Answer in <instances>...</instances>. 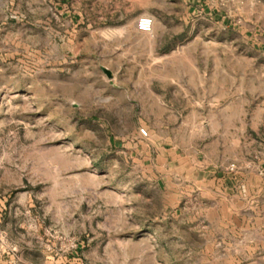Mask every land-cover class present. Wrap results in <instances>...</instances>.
<instances>
[{
    "label": "rangeland",
    "instance_id": "1",
    "mask_svg": "<svg viewBox=\"0 0 264 264\" xmlns=\"http://www.w3.org/2000/svg\"><path fill=\"white\" fill-rule=\"evenodd\" d=\"M0 225L6 264H264V0H0Z\"/></svg>",
    "mask_w": 264,
    "mask_h": 264
},
{
    "label": "built area",
    "instance_id": "2",
    "mask_svg": "<svg viewBox=\"0 0 264 264\" xmlns=\"http://www.w3.org/2000/svg\"><path fill=\"white\" fill-rule=\"evenodd\" d=\"M153 27V18L148 14H141L137 17L135 28L139 32H150ZM138 133L141 137L146 138L148 131L145 127H140Z\"/></svg>",
    "mask_w": 264,
    "mask_h": 264
},
{
    "label": "crops",
    "instance_id": "3",
    "mask_svg": "<svg viewBox=\"0 0 264 264\" xmlns=\"http://www.w3.org/2000/svg\"><path fill=\"white\" fill-rule=\"evenodd\" d=\"M139 142H140V136L136 132V135L131 136V152H135L137 154L139 153V149H138ZM3 235L4 236L7 235V230L5 227H3V225H0V236L3 237ZM6 263H7V261L5 259H3L2 255H0V264H6ZM15 264H22V263H18V257H16Z\"/></svg>",
    "mask_w": 264,
    "mask_h": 264
}]
</instances>
